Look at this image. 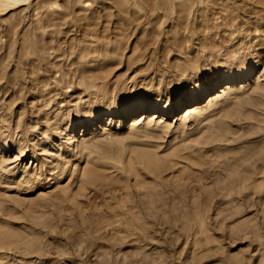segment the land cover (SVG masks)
Instances as JSON below:
<instances>
[{
    "label": "rangeland",
    "instance_id": "obj_1",
    "mask_svg": "<svg viewBox=\"0 0 264 264\" xmlns=\"http://www.w3.org/2000/svg\"><path fill=\"white\" fill-rule=\"evenodd\" d=\"M1 1L13 0H0V194L21 203L69 190L98 222L62 211V234L42 224L41 241H1L0 264H264V167L225 176L228 161L264 156L253 93L264 90V0ZM240 53L244 67L227 58ZM95 75L103 83L85 80ZM133 189L166 192L169 208L129 223ZM2 210L9 237L43 216Z\"/></svg>",
    "mask_w": 264,
    "mask_h": 264
},
{
    "label": "bare ground",
    "instance_id": "obj_2",
    "mask_svg": "<svg viewBox=\"0 0 264 264\" xmlns=\"http://www.w3.org/2000/svg\"><path fill=\"white\" fill-rule=\"evenodd\" d=\"M21 1H24V2H27V1H30V0H13V2L12 1H1V2H5L4 4H5V6H9V5H12V4H16V3H19V2H21ZM12 2V3H11ZM235 38V37H234ZM234 40V39H233ZM228 51V49L226 48L225 49V55H226V53H227V51ZM243 54H246V53H240L239 55H227V58L229 57V59L228 60H230L231 62H233L234 64H236V63H238L239 64V62H241V61H243ZM248 55V54H247ZM244 62V61H243ZM245 63V62H244ZM243 64V63H242ZM242 64H239V65H242ZM249 64V63H248ZM224 65V64H223ZM79 67V66H78ZM77 67V68H78ZM236 67V66H235ZM239 67H244L243 65L242 66H239ZM83 70H88V67L86 66H83V67H79V71H82V73H83ZM249 71H245V70H242V71H238L237 72V74L235 73V75H231L230 77H229V80H228V83H227V86H226V88L225 89H223L222 90V92L223 93H225V96H224V99L225 100H229V94L231 93V88H232V86H231V84H232V82H235V81H239L240 79H241V81H243L244 80V77L245 78H247L248 77V73ZM89 73V72H88ZM96 74V73H95ZM103 74V76H101V78L103 79H106V76L107 75H109V72H107L106 73V75H105V73H102ZM93 75V74H92ZM263 75V74H262ZM262 75H260L259 77H262ZM90 77V76H89ZM89 77L87 78H85V80L87 79L88 81L90 80V82H89V84L91 83L92 84V81H94L95 80V83L94 84H96L97 82H96V80H101V79H99L100 78V75H98V76H96L95 75V77L93 76V78H90L89 79ZM92 77V76H91ZM62 78V77H61ZM94 79V80H93ZM107 79H108V76H107ZM106 79V80H107ZM92 80V81H91ZM106 80H105V82H106ZM219 79L218 78H216V80L213 82V84H212V86L213 87H217L218 86V81ZM86 82V81H85ZM100 82V81H99ZM98 82V83H99ZM101 82L103 83V81L101 80ZM109 82V81H108ZM260 82V81H259ZM86 83H88V82H86ZM107 83V82H106ZM105 83V84H106ZM261 83V82H260ZM68 84V83H67ZM88 84V85H89ZM93 84V85H94ZM108 84V83H107ZM110 84V83H109ZM118 85H120V84H118ZM112 86V85H111ZM116 86V85H115ZM118 87V86H117ZM116 87V88H117ZM105 88H106V86H105ZM210 87H208L207 89H209ZM120 89V88H119ZM206 90V89H205ZM113 91V90H112ZM204 91V90H203ZM208 92V91H207ZM111 93V88L110 87H108L107 86V89L104 91V96H109V94ZM253 93H255V95H257V97L258 98H260V100H264V90L262 89V88H260L259 86H257L255 89H254V92ZM225 102H227V101H225ZM135 103V102H134ZM183 105H185V104H183ZM140 106V105H139ZM182 106V105H181ZM148 107V105H143V108H147ZM127 108V107H126ZM187 108H189L188 109V111L184 114V115H191L192 113H195L196 114V112L197 111H199V108H200V105L199 104H194L193 106H188ZM130 110V109H129ZM119 111V110H118ZM164 111H167L168 113H170V114H173V112L174 111H176V109L175 108H170V109H167V110H164ZM117 112V111H116ZM156 112V111H155ZM143 114H145V113H143ZM154 116L153 117H159V115H157L156 116V114H153ZM144 117H146V116H144ZM199 119V118H198ZM202 119H200V121H201ZM216 127H219V126H216ZM216 127H215V129H216ZM215 129L213 130V131H215ZM219 129H220V131L222 130L220 127H219ZM219 129H217L216 130V133H211V141L212 140H214V139H217L218 137L220 138V136L222 135L220 132H218L219 131ZM208 141V139L206 140V142ZM209 142V141H208ZM6 146V145H5ZM36 147V146H35ZM3 149V148H2ZM0 152H2V150H0ZM20 155L19 156H16V159H19V158H21V157H24L25 155H27L28 153L27 152H25V148H21V151H20ZM148 153H151V155H153L154 156V154H153V152H148ZM179 153V152H178ZM201 155V154H200ZM204 156H206L205 154L203 155V159H202V157H201V159L203 160L202 162L204 163H206V161H209L210 159H208V157H209V155H207L208 157H207V159H206V157H204ZM154 158V157H153ZM152 158V160L154 161V159ZM204 158H205V161H204ZM264 159V156H262L261 157V159ZM200 159V158H199ZM214 158H212L211 159V161L213 160ZM250 159V158H249ZM259 159L260 161H257V160H252V161H250V160H248V157H239V158H234L233 160H230V161H228V162H230V163H232V165L230 166V168H229V164H228V168L226 167V169H229V171H230V169H231V171L232 172H228V174H226L225 176L226 177H255V174H257V172H261L263 169H261L262 167H264V160L262 159ZM2 160V159H1ZM1 160H0V164L2 163L1 162ZM152 160L150 161V162H152ZM216 161L217 160H220V158H216L215 159ZM3 161H5L4 159H3ZM211 161H209V163L211 162ZM257 161V164L255 163ZM200 162H201V160H200ZM201 162V163H202ZM213 162V164H215V161H212ZM219 162V161H218ZM251 162H254L253 164H255V165H258V167L257 166H255V165H253V164H251ZM258 162H260V163H258ZM202 163V164H203ZM204 163V164H205ZM4 163H2L1 165H3ZM212 164V163H211ZM254 167H253V166ZM219 166L221 167V168H223L224 166L221 164V163H219ZM255 167H257L258 169L257 170H254L255 171V174L253 173L254 171L252 170V168H255ZM259 167H261V168H259ZM225 168V167H224ZM242 168V169H241ZM239 169H240V172H234V171H239ZM243 169H246V170H244L243 171ZM256 169V168H255ZM259 169H261V171H259ZM204 170H206V169H204ZM251 170L253 171L252 173L254 174V175H252L251 174ZM243 171V172H242ZM247 171V172H246ZM218 172V171H217ZM250 172V173H249ZM220 173H224V172H220ZM215 175L214 176H216V177H223V175L221 176V174H219V172L218 173H214ZM213 176V177H214ZM224 176V177H225ZM208 177V176H207ZM7 177H5V179H6ZM4 179V177H0V182H2L3 180H5ZM6 181V180H5ZM9 181H11V180H9ZM39 183H41L42 184V182H39ZM44 184V183H43ZM35 185H37V183L35 184ZM2 187V186H1ZM103 187V186H102ZM27 188H34V185H30V186H28V185H24L23 186V189H27ZM14 189V188H13ZM156 190V191H155ZM153 192H150V191H146L145 193L143 192L142 193V191H136V190H134L133 189V191H130L129 192V194H131L130 195V197H129V201H130V205L129 204H127V211H131V209H133L132 210V213L134 214V217L135 218H131L130 217V219L128 220V222L130 223V221L132 222V224H134V223H137L138 225H141L142 224V219H144L145 218V215L144 216H142V214H145V212H152V213H155L156 211H160V209H163V208H160L161 206V203L162 202H164V203H169V197L167 196V197H164V195L162 196L161 194H165L164 192L162 193V192H160L159 190V192H157V189H155ZM63 191V192H62ZM106 191V190H105ZM152 191V190H151ZM20 192H21V189H20ZM100 192V191H99ZM110 192V191H109ZM186 192H187V190H186ZM72 192L71 191H69V190H58V191H56V192H54V193H52L53 195L52 196H40V197H38V198H36V200L37 201H29V200H21V203H14L13 201H12V198L11 197H7V196H5V195H3V194H0V209L2 208L4 211L5 210H9L12 214H14V213H16L15 211H18V210H23L24 211V213H25V210H26V213H27V215L28 214H35V213H39L40 214V212H43V216L42 217H34V216H32L33 218H31V220L28 218V225H26V226H22V225H20L21 226V228H26V229H24L25 231H28V234H23V235H20V234H18V236H14V238H12V237H9V236H5V234H3L4 233V231L6 230V229H3V228H1L0 227V230H3L2 232L0 231V234H3V235H0V242L2 241V242H4V240H11L10 242H12V239H14L15 241H17V243H21L20 241H22V242H25V241H32V242H36V241H41V240H43V239H45V237H46V234L44 233L46 230L45 229H47V228H49L48 230H47V232H49L50 230H51V232L52 231H58V232H61V233H59V234H62V231H65L64 230V228H63V224L65 225V223H63L62 224V222H64V220L63 219H65V217H66V215L64 214V213H62V211L63 212H67V210L68 211H70L71 209H73L74 208V210H76L75 212H79V211H81V212H83V213H81V214H83V215H81L83 218H84V214H86L85 212H87L85 209H84V207L85 206H83L82 204H79V203H77V202H75L76 200H74L73 201V198L75 199V197L74 196H76V193L75 194H71ZM95 193V192H94ZM103 193V192H102ZM168 193H170V192H168ZM78 194V193H77ZM99 194V193H98ZM167 194V193H166ZM166 194H165V196H166ZM183 194H184V192H183ZM79 195V194H78ZM168 195V194H167ZM185 195V194H184ZM9 196V195H8ZM184 197V196H183ZM170 198L171 199H173V195L171 194V196H170ZM162 199V200H161ZM185 199H186V195H185ZM184 199V200H185ZM14 200V199H13ZM126 200H128V199H126ZM125 200V202H127ZM161 200V201H160ZM172 201V200H171ZM170 201V202H171ZM88 203V202H87ZM164 203H162V205H164L165 206V208L166 207H168L167 206V204H164ZM86 204V203H85ZM170 204V203H169ZM126 205V203L123 205V208H124V206ZM94 206V205H93ZM128 206H130V207H128ZM164 206H162V207H164ZM171 206H175L174 205V203H173V201H172V204H171ZM170 206V207H171ZM177 206V205H176ZM169 208V207H168ZM91 209V208H90ZM159 209V210H158ZM3 210H2V212H3ZM8 211V214H10V212ZM14 211V212H13ZM59 211H61V212H59ZM123 211H124V209H123ZM29 212V213H28ZM35 212V213H34ZM44 212L46 213L45 215H44ZM48 212L50 213V215L48 214ZM59 212V213H58ZM74 213V211H72L71 210V213ZM147 212V213H148ZM7 212H5V214H6ZM51 213L54 215V216H51ZM80 213V212H79ZM79 213H78V215H79ZM75 214V213H74ZM64 215H65V217H64ZM150 215V214H149ZM152 215V214H151ZM155 215L156 214H154V215H152V216H154L155 217ZM30 216V215H29ZM45 216V217H44ZM75 216V215H74ZM78 217V216H77ZM77 217H75L76 218V221L75 222H77ZM27 218V217H26ZM75 218H74V220H75ZM82 218V219H83ZM126 218H128V217H126ZM81 219V218H80ZM79 219V220H80ZM81 219V220H82ZM102 219V218H101ZM132 219V220H131ZM37 220V221H36ZM40 220V221H39ZM63 220V221H62ZM80 220V222H82L83 220H84V224H86V226H89V227H91V228H93L94 226H96L97 225V222H98V220L96 221L93 217H91L90 215L88 216L87 214H86V218L85 219H83L82 221ZM12 220H10V222H11ZM14 221V220H13ZM12 221V222H13ZM41 222V223H36V222ZM62 221V222H61ZM15 222V221H14ZM45 223V224H44ZM67 223V222H66ZM42 224H43V227H45V229L44 228H42V227H40V226H42ZM82 224V223H81ZM46 225H47V227H46ZM38 226L40 227V228H42V230L40 229H38ZM79 227H81V225L79 224L78 225ZM84 226V225H83ZM86 226H84L85 228H86ZM28 227V228H27ZM59 227V228H58ZM89 227H88V229H89ZM75 229V228H74ZM87 229V228H86ZM73 230V229H72ZM40 231V232H39ZM30 232V233H29ZM50 232V233H51ZM55 232V233H56ZM53 233V232H52ZM75 233H77V232H75ZM8 234H10V231H9V233ZM57 234V233H56ZM10 235H12V234H10ZM72 235V234H71ZM57 236V235H56ZM74 236V235H73ZM58 237V236H57ZM14 241V243H16ZM6 242V241H5ZM7 242H9V241H7ZM203 257V256H202Z\"/></svg>",
    "mask_w": 264,
    "mask_h": 264
}]
</instances>
